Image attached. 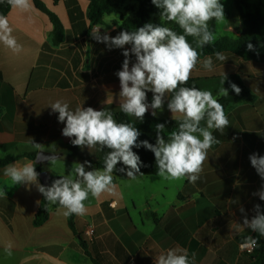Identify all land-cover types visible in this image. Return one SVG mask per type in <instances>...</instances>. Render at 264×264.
I'll use <instances>...</instances> for the list:
<instances>
[{
  "label": "crops",
  "instance_id": "1",
  "mask_svg": "<svg viewBox=\"0 0 264 264\" xmlns=\"http://www.w3.org/2000/svg\"><path fill=\"white\" fill-rule=\"evenodd\" d=\"M42 2L60 19L62 42H53L49 16L28 0L27 7H12L6 16L21 50L13 52L0 44V159L14 157L9 164L31 160L26 155L37 154L32 141L42 144L44 152L64 158L63 151L72 146L73 138L62 135L64 124L50 107L56 100L67 102L70 110L83 106L111 111L113 116L121 112L116 73L122 69L124 49H109L91 33L98 29L101 35L114 37L131 15L121 10L93 26L88 17L90 0ZM221 31L214 43L239 38L237 10L228 15ZM219 52L226 60L206 56L212 57L213 70L198 64L188 81L191 86L219 99L221 87L229 91L232 75L243 71L264 79L263 64H252L229 49ZM130 60L134 63L135 57ZM252 91L251 102L238 104L227 114L230 124L224 133L213 130L219 143L209 149L195 184L186 178L168 181L158 175H137L134 180L126 175L113 177L112 192L90 195L84 202L87 212L77 216L76 232L60 207L36 226L42 194L34 184L12 185L3 175L9 164L0 166V264H155L156 256L175 247L187 249L190 258L195 253V264H251L253 255L242 245L254 233L240 225L239 209L243 207L249 218L255 214V204L264 211V201L253 195L264 180L249 159L252 154L264 156V85ZM152 95L147 93L149 104ZM167 102L166 98L156 117L149 108L143 120L174 121ZM85 149L81 155L88 157ZM49 172L54 178L69 175ZM39 182L43 184L40 177ZM9 242L13 244L11 255L4 250Z\"/></svg>",
  "mask_w": 264,
  "mask_h": 264
},
{
  "label": "clouds",
  "instance_id": "2",
  "mask_svg": "<svg viewBox=\"0 0 264 264\" xmlns=\"http://www.w3.org/2000/svg\"><path fill=\"white\" fill-rule=\"evenodd\" d=\"M159 9L161 20L174 22L183 30L178 34L173 29L146 23L135 31H121L112 37L101 35L98 29L91 35L97 42L105 43L109 49H124L125 57L122 69L116 73L120 82L119 108L123 114L143 121L149 108L151 115L157 116L158 110H163L165 99H168L167 109L177 127L167 133L165 124L158 123L156 142L140 141V131L133 123L117 122L111 111L96 110L92 107L78 106L70 110L69 104L56 100L50 105L53 112L58 113V122L63 123L62 135L71 139L73 146L84 149H108L103 160V168H91L89 161L75 163L69 175L61 176L45 186L39 182V173L35 170L36 161L56 162L55 156H45L44 147L40 143H32L37 150L35 161L13 162L3 169V175L8 177L12 185H35L49 204H58L63 209L64 216H83L87 212L85 201L91 195L98 197L102 193L112 192L115 188L113 172L122 163L119 171L129 179H136L141 173V158L133 151L143 147L154 154L157 175L168 181L186 178L195 184L203 172V164L208 159V151L219 143L213 135V130L221 134L230 122L223 105L213 96L212 92L200 90L195 86L187 87L192 72L198 64L207 71L213 70L212 57L200 60V53L189 43L187 37H193L196 45L203 48L213 44L217 36L209 28V22L215 20L221 23L225 20L224 9L220 0H151ZM15 8H25L28 0H7ZM13 29L7 17L0 15V44L13 52H19L22 46L12 35ZM130 45V48H125ZM248 50L254 51L249 43ZM134 56L135 62L130 58ZM216 59L225 61L226 57L215 53ZM131 63V67H130ZM223 79L222 84H224ZM231 89L239 95L241 89L235 84ZM151 92L152 101L147 102V93ZM171 94V98H169ZM219 96L227 97L228 89L221 87ZM250 163L264 180V156L252 154ZM264 201V185L258 193ZM242 225L253 233L264 236V211L261 205L255 204L251 218L243 207ZM258 241L248 237L242 247L254 248ZM13 244L5 246V253L12 254ZM195 253L189 257L188 250L175 247L160 253L155 257V264H195Z\"/></svg>",
  "mask_w": 264,
  "mask_h": 264
},
{
  "label": "trees",
  "instance_id": "3",
  "mask_svg": "<svg viewBox=\"0 0 264 264\" xmlns=\"http://www.w3.org/2000/svg\"><path fill=\"white\" fill-rule=\"evenodd\" d=\"M35 7L49 16L52 24H53V32L52 39L53 42L58 45L62 42L64 36V27L60 21V19L51 12L42 0H32ZM91 6L89 11V20L93 26H98L103 23L104 17L106 15H111L115 13H119L121 10H126L131 16L127 17L122 21L119 28L121 31H135L139 27L144 26L146 23H149L150 18L153 14L158 12V8L154 6L151 0H90ZM129 2L136 3L135 6L128 5ZM223 5L224 13V1L220 0ZM234 6L239 14L240 20V36L236 40H231L228 38L222 39L217 43H213L207 45L203 48L197 47L195 44L197 51L200 53V56L206 57L209 55H215L216 52H219L220 49H229L233 53L239 55L246 61H250L252 64L264 65V54L259 53L257 48L258 39L262 35V31L264 29V14L260 7H253L250 4V0H234ZM12 6L7 3V0H0V15L7 16L11 11ZM216 21L212 20L209 22V28L216 34ZM154 25H159L157 22ZM174 31L176 29L172 27ZM251 43L254 46V51L248 50L247 45ZM232 83H235L240 89L241 93L237 95L230 87ZM257 85H264V79L255 77L251 73H244L243 71L232 75L229 77V91L227 97L219 98V102L223 105L224 111L226 115L234 108L236 105L246 102H251L253 100V88ZM187 87H192L189 82H187ZM171 98V96H170ZM114 119L117 122H125V123H133L135 127L138 128L141 135L139 137L140 141L148 140L149 143L155 144L156 142V128L155 126L158 123L165 124V132L163 135L165 139H167V133L171 132L177 127L176 121L163 120V119H151V120H143L139 122H134L129 116H126L122 112L114 115ZM108 149H104V151H99L96 149L94 157H83L81 155V148L77 146H70L64 149L63 155L64 157L79 161L80 163H84V161H89L91 163V168H87L86 170H92L95 168H103V160L106 155ZM134 152H136L142 161L140 171L144 175L141 176H157V167L155 164L154 154L143 148H134ZM37 154H27L26 157L31 160H36ZM15 160L14 157H7L6 159H0V166H5ZM124 167L122 163L117 165V170L113 172V177L120 178L125 176V173H121L119 169ZM36 171L39 175L46 171V167L44 165L36 164ZM56 179L52 177L51 183ZM49 185V186H50ZM59 208L58 204H49L45 201L43 195L40 204V208L35 217V225L41 226L43 225L49 218L50 213ZM76 218L77 215L69 216V225L71 229L76 232ZM253 238L258 241L255 252L253 255V260L251 264H264V236H260L258 233L253 234ZM84 245V244H83Z\"/></svg>",
  "mask_w": 264,
  "mask_h": 264
},
{
  "label": "rangeland",
  "instance_id": "4",
  "mask_svg": "<svg viewBox=\"0 0 264 264\" xmlns=\"http://www.w3.org/2000/svg\"><path fill=\"white\" fill-rule=\"evenodd\" d=\"M223 1H224V7H225V11H226L224 13L225 20L221 23H216V26H217V33L215 34L216 36L222 34L221 27H223V25L227 22L228 15L231 14L232 12L236 11L235 7L233 5V1H231V0H223ZM250 4L253 7H256V6L260 7L262 10V13L264 14V0H250ZM161 11H162V9L158 8V12L151 16L149 23L154 25L157 22L160 26H166L169 28L174 27L178 34H183V30L180 29L179 26L176 25L174 22H168V21L161 20V16H160ZM262 32L263 33L261 35V38H259L258 42H257V48L261 54L262 53L264 54V29ZM187 39H188L189 43L192 44V46H195L196 42H195V39L193 37L189 36V37H187ZM258 44H259V46H258ZM95 152H96V149H88V148H86L84 151V153L88 157H91V158L95 156ZM75 163H80V162L75 161V160H70L66 157H64V158L61 157L59 159H56V162L54 164L47 162L46 167H47V171H48V169H49V171H52L51 173L65 172L67 174H70Z\"/></svg>",
  "mask_w": 264,
  "mask_h": 264
},
{
  "label": "water",
  "instance_id": "5",
  "mask_svg": "<svg viewBox=\"0 0 264 264\" xmlns=\"http://www.w3.org/2000/svg\"><path fill=\"white\" fill-rule=\"evenodd\" d=\"M44 155H45V156H50V155H52V156H55L56 159H59V158L62 157V154H53V153H50V152H44ZM36 157H37V156H36ZM46 163H47V161H43V162L36 161V164H39V165H44V164H46ZM39 177H40V179L42 180L43 185H45V186H49V185H50L51 180H52V176H51V174H50L49 171L46 170V171L42 172V173L39 175Z\"/></svg>",
  "mask_w": 264,
  "mask_h": 264
},
{
  "label": "built area",
  "instance_id": "6",
  "mask_svg": "<svg viewBox=\"0 0 264 264\" xmlns=\"http://www.w3.org/2000/svg\"><path fill=\"white\" fill-rule=\"evenodd\" d=\"M87 235H89L90 237L93 235V230L91 228L88 229ZM245 249H246V251L248 253L254 254L256 247H254V248H245Z\"/></svg>",
  "mask_w": 264,
  "mask_h": 264
}]
</instances>
